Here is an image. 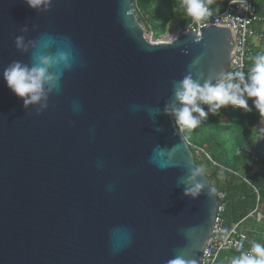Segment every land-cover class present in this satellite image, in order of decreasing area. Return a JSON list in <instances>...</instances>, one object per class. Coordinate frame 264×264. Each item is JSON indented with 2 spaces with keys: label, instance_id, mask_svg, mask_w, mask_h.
Masks as SVG:
<instances>
[{
  "label": "water",
  "instance_id": "water-1",
  "mask_svg": "<svg viewBox=\"0 0 264 264\" xmlns=\"http://www.w3.org/2000/svg\"><path fill=\"white\" fill-rule=\"evenodd\" d=\"M148 33L135 0H0V264L200 263L217 189L165 108L185 76L227 74L235 31ZM59 50L72 67L25 107L5 68Z\"/></svg>",
  "mask_w": 264,
  "mask_h": 264
},
{
  "label": "trees",
  "instance_id": "trees-1",
  "mask_svg": "<svg viewBox=\"0 0 264 264\" xmlns=\"http://www.w3.org/2000/svg\"><path fill=\"white\" fill-rule=\"evenodd\" d=\"M228 1L225 0L226 3ZM135 2L145 25L156 39L165 32V25L176 13H184L178 7L179 0ZM206 4L208 6L207 0ZM257 11L262 20L256 23L255 28L264 34V0H257ZM187 20L189 22L190 17ZM261 53H264V36L246 59V77L252 66L251 57ZM248 103L253 109L251 112L227 106L221 108L216 115L208 112L207 105L201 104L208 115L202 118L200 126L194 130H185L184 134L191 143L197 163L203 167L215 189L226 195L224 217L227 229L241 222V228L250 243L264 245V132L261 131L264 121L251 99ZM257 205L262 213L261 220L256 216H249ZM252 217L255 227L247 224ZM240 255L230 251L224 255L222 253L221 257L229 256L234 259Z\"/></svg>",
  "mask_w": 264,
  "mask_h": 264
},
{
  "label": "clouds",
  "instance_id": "clouds-1",
  "mask_svg": "<svg viewBox=\"0 0 264 264\" xmlns=\"http://www.w3.org/2000/svg\"><path fill=\"white\" fill-rule=\"evenodd\" d=\"M25 2L31 8L39 9L48 4L49 0H25ZM207 2L210 3L211 0ZM178 7L183 9L185 16L191 17L194 21H200L211 15L206 0H179ZM173 10L175 11V8ZM16 46L18 49L27 50L23 37L16 38ZM49 46L50 41L47 40L41 44L42 49ZM251 60L252 66L247 77L243 71L238 70L221 74L215 83L206 81L201 85L191 75L185 76L175 87V99L178 105L172 104L166 107V114L175 117L181 131L194 130L200 126L202 118H205L208 112L216 115L223 107H239L246 112H251L253 109L248 103L251 99L254 108L264 121V53L251 57ZM72 61L70 50H59L54 55L41 52L34 55L31 67L14 61L5 68L3 76L8 88L23 100L25 107H28L39 104L41 101H47V94L53 89H58L63 70L70 69ZM61 65H63L62 68ZM53 67L59 71H51ZM201 104L208 106V112L204 111ZM42 107L46 108L47 103L42 104ZM261 131L264 132V128ZM158 166L163 168L166 165L159 163ZM201 172L200 168L194 170L192 179L201 175ZM202 187L201 184H195L193 188L185 190V195L195 198ZM237 247L239 248L240 245L238 244ZM171 264H195V262H186L178 257L171 261ZM231 264H264V245L253 243L250 251L232 259Z\"/></svg>",
  "mask_w": 264,
  "mask_h": 264
},
{
  "label": "built area",
  "instance_id": "built-area-1",
  "mask_svg": "<svg viewBox=\"0 0 264 264\" xmlns=\"http://www.w3.org/2000/svg\"><path fill=\"white\" fill-rule=\"evenodd\" d=\"M211 10V9H210ZM262 17L257 11V0H229L220 11L211 10V15L204 17L200 21H194L191 17L187 25L180 29L178 35L188 32L201 33V28L205 26H225L231 27L235 31L236 49L229 60L227 73L246 70V59L252 54L253 47L263 38V32H258L255 28L256 23ZM151 38L154 39L153 34ZM195 115V114H194ZM190 143V142H189ZM191 145V143H190ZM258 193V190L255 189ZM225 193L217 191L219 205L215 222L203 250L199 264H219V258L223 252H236L239 254L250 251L252 244L247 235L241 228V222L234 224L227 229L225 224ZM258 199H260L258 194ZM254 208L249 216H256L262 219V213ZM240 245L238 248L237 245Z\"/></svg>",
  "mask_w": 264,
  "mask_h": 264
},
{
  "label": "rangeland",
  "instance_id": "rangeland-1",
  "mask_svg": "<svg viewBox=\"0 0 264 264\" xmlns=\"http://www.w3.org/2000/svg\"><path fill=\"white\" fill-rule=\"evenodd\" d=\"M225 4H226L225 0H211V2L208 3V6L211 9H213L214 11H218V10L222 9L225 6ZM187 18L188 17L185 16L184 13H180V12L176 13L174 15V17L172 18V20L165 25V32L159 38H157V39L154 38L155 41L158 42V41H161L162 39H164L167 36L173 37V36L179 34L180 29L183 26L188 24ZM151 35H152V32L149 31L148 38H151ZM197 155H199V152H197ZM199 157H200V155H199ZM247 224L250 227H255L256 223H255L254 217L249 219ZM225 253L226 252H223V255ZM223 258L224 257H220L219 262H223ZM225 264H231V262L227 261V263H225Z\"/></svg>",
  "mask_w": 264,
  "mask_h": 264
},
{
  "label": "crops",
  "instance_id": "crops-1",
  "mask_svg": "<svg viewBox=\"0 0 264 264\" xmlns=\"http://www.w3.org/2000/svg\"><path fill=\"white\" fill-rule=\"evenodd\" d=\"M221 10V9H220ZM220 10H218V11H220ZM232 259L233 258H231V257H229V256H225L224 258H223V262H219V264H225V263H227V261H232Z\"/></svg>",
  "mask_w": 264,
  "mask_h": 264
},
{
  "label": "bare ground",
  "instance_id": "bare-ground-1",
  "mask_svg": "<svg viewBox=\"0 0 264 264\" xmlns=\"http://www.w3.org/2000/svg\"><path fill=\"white\" fill-rule=\"evenodd\" d=\"M172 37L171 36H167V37H165L164 39H162L161 41H168V40H170Z\"/></svg>",
  "mask_w": 264,
  "mask_h": 264
}]
</instances>
